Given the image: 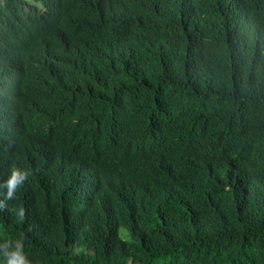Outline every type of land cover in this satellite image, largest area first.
<instances>
[{"label":"trees","instance_id":"16d2710c","mask_svg":"<svg viewBox=\"0 0 264 264\" xmlns=\"http://www.w3.org/2000/svg\"><path fill=\"white\" fill-rule=\"evenodd\" d=\"M246 1L239 9H256L252 27L209 59L196 60L166 28L197 8L192 31L210 26L225 38L222 0H171L163 28L142 30L156 33L166 67L144 59L141 40L117 36L110 84L99 87L95 74L69 86L72 104L46 102L76 136L101 145L97 132L123 123L150 153L101 181L115 194L110 212L51 197L42 168L11 199L0 187V264L17 245L25 264H264V0Z\"/></svg>","mask_w":264,"mask_h":264},{"label":"clouds","instance_id":"9594fccd","mask_svg":"<svg viewBox=\"0 0 264 264\" xmlns=\"http://www.w3.org/2000/svg\"><path fill=\"white\" fill-rule=\"evenodd\" d=\"M170 1L0 0V179L9 177L0 187L7 189L6 199L13 198L29 171L42 168L44 180H50L51 197L81 203V208L102 203L106 212L111 211L115 194L101 181L124 161L130 165L146 157L149 145L134 138L136 128L129 132L128 125L117 122L106 132H97L105 139L101 145L88 140L89 134L76 136L46 102L72 104L77 90L69 86L88 85L95 74L99 87L110 84L114 78L109 62L120 50L117 36L130 42L141 40L144 59L159 60L166 67L164 59L155 58L162 50L150 40L156 33L142 30L151 22L163 28L157 19L174 13ZM242 2L219 4L222 18L228 19L219 22L225 38L218 39L210 26L192 31L191 20L196 22L201 14L197 8L187 15L179 12L181 24L175 21L166 30L171 31L172 40L184 39L186 51L195 48V59L203 62L219 44H237L252 27L249 18L256 9L252 13L251 7L239 9ZM139 29L140 36L130 35ZM19 249L17 245L8 264H25Z\"/></svg>","mask_w":264,"mask_h":264}]
</instances>
